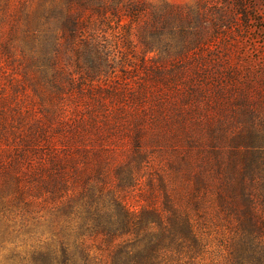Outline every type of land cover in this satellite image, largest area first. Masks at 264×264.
<instances>
[{
	"label": "trees",
	"instance_id": "1",
	"mask_svg": "<svg viewBox=\"0 0 264 264\" xmlns=\"http://www.w3.org/2000/svg\"><path fill=\"white\" fill-rule=\"evenodd\" d=\"M12 1L0 0L5 263L264 264V139L240 75L204 53L209 0ZM245 8L226 0L222 22L247 23Z\"/></svg>",
	"mask_w": 264,
	"mask_h": 264
},
{
	"label": "rangeland",
	"instance_id": "2",
	"mask_svg": "<svg viewBox=\"0 0 264 264\" xmlns=\"http://www.w3.org/2000/svg\"><path fill=\"white\" fill-rule=\"evenodd\" d=\"M37 0H31L33 7ZM160 5L162 0H148ZM182 5H196L199 0H166ZM232 1V0H230ZM247 23L240 14L236 23H229L228 18L222 22L226 10V0H209L204 5L209 14V26L206 29L205 43L209 45L204 51L210 57L213 70L218 75H240L239 83L247 93V104L258 115L259 131L256 138L264 139V0H244ZM13 7L19 0H13ZM228 17L229 14H225ZM202 32V30H201ZM135 41L139 38L135 36ZM158 52L149 53L156 57ZM7 70V68H6ZM251 124V123H249ZM255 127L248 125L245 132L256 133ZM6 254V253H5ZM5 254L0 253V264L5 263Z\"/></svg>",
	"mask_w": 264,
	"mask_h": 264
}]
</instances>
